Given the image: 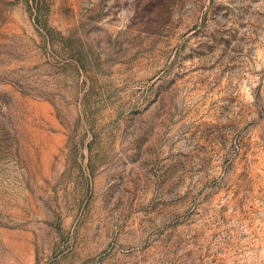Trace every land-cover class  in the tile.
<instances>
[{
  "label": "rangeland",
  "instance_id": "rangeland-1",
  "mask_svg": "<svg viewBox=\"0 0 264 264\" xmlns=\"http://www.w3.org/2000/svg\"><path fill=\"white\" fill-rule=\"evenodd\" d=\"M0 264H264V0H0Z\"/></svg>",
  "mask_w": 264,
  "mask_h": 264
}]
</instances>
